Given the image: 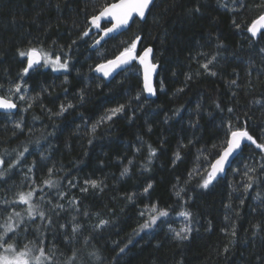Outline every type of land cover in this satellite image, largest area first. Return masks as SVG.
Here are the masks:
<instances>
[{
    "label": "trees",
    "instance_id": "1",
    "mask_svg": "<svg viewBox=\"0 0 264 264\" xmlns=\"http://www.w3.org/2000/svg\"><path fill=\"white\" fill-rule=\"evenodd\" d=\"M114 1L0 0V95H9L7 89L16 82L23 81L27 88L22 90L24 102L13 97L19 105L15 114L0 112V155L5 150L11 153L7 163L25 146L30 150L20 167L0 181V200L28 191L31 180H25L26 174L39 185L54 167L52 178L60 182L59 188L45 192H51L53 202L62 203L64 210L53 216V228L43 231L46 251L55 247L58 264H64L73 249L77 264H264V172L259 170L264 150L245 145L223 178L206 189L199 187L201 176L210 171L224 146L227 122L264 144V31L255 37L247 31L264 13V0H155L144 20L135 19L125 31L92 49L100 32L92 30L81 39L90 27L88 18ZM196 8L198 13L191 11ZM233 21L241 27L237 29ZM138 35L142 40L137 54L151 46L159 66L154 99L141 92L135 63L110 78L90 70L118 55ZM30 47L70 59L68 71L41 64L24 76L26 58L17 50ZM212 56L216 60L210 68L216 75L201 67ZM37 95L39 100L27 99ZM28 103L32 107L23 111ZM69 103L73 107L62 116L52 115ZM119 104L126 105L125 111L92 134V125ZM177 109L179 114L173 115ZM18 121L22 130L14 127ZM149 145L156 155L145 170ZM34 161L35 168L28 173ZM245 165L257 168L259 177L247 192ZM124 167L129 173L122 177ZM89 179L103 181V190L89 187L81 192ZM69 180L76 186L70 187ZM149 183L153 187L144 194ZM181 189L177 197L175 192ZM57 191L66 193L63 200L55 199ZM129 194H135L132 202L126 199ZM39 195L34 203H39ZM73 198L78 206L69 204ZM152 203L167 209L169 216L141 231L147 216L141 217L140 211ZM25 208L18 205L16 211L23 213ZM41 208L47 210V205ZM181 211L192 214V231L185 240L169 230L171 226L179 231L187 223L176 215ZM73 216L81 231L68 243L65 236L71 237ZM100 219L109 223L97 229ZM60 224L69 227L62 230ZM35 227L19 238L18 248L41 246ZM93 251L99 260L88 255Z\"/></svg>",
    "mask_w": 264,
    "mask_h": 264
},
{
    "label": "snow or ice",
    "instance_id": "2",
    "mask_svg": "<svg viewBox=\"0 0 264 264\" xmlns=\"http://www.w3.org/2000/svg\"><path fill=\"white\" fill-rule=\"evenodd\" d=\"M153 3V0H116V2L107 3L103 6L97 14L92 15L88 18L90 27L83 31L81 34V39L84 37H89L90 33L93 29L100 30L98 38L93 41L92 47H96L101 45L102 41H105L106 38H109L111 34L118 33L120 30L124 29L128 24L129 20L132 18L133 14L140 18H145L146 12L149 10V6ZM226 7V5H222ZM191 11L199 12V8L193 9ZM105 21L110 23V27L101 28V21ZM234 26L239 29L241 25L236 24L233 21ZM264 29V14H261L258 18L254 19L251 24L248 26L247 31L251 33L253 37H255L261 30ZM142 40L141 36H136L131 42L128 43L126 47H123L122 50L119 51L118 55H116L112 59H108L102 63L96 64L94 69H90L95 71L96 73L102 74L103 78L113 77V73L116 72L117 69H123L127 66H130L133 61H138L139 65L142 66L143 69V86L141 89L142 93H147L149 96H154L156 94V89L153 85V75L157 72L158 65L152 62V53L153 49L151 47H146L143 51L137 54L138 43ZM73 44L76 41L72 42ZM71 47V46H69ZM18 56L22 58H26L27 64L22 69V74L27 76L30 70H33L37 66L43 64L44 66L51 67L53 71H64L67 72L70 65V59L64 58L62 59L61 55H53L47 51H44L42 48L30 47L27 50H17ZM216 60V56H212L211 59L207 60L206 63L202 64L201 67L209 72L211 75H216L215 72L211 71L210 65H212ZM186 79H191V76L186 77ZM231 85H235L236 81L233 80L230 82ZM163 81H160V88L163 90ZM3 86L0 85V89ZM22 90L26 91L27 88L23 84V81L16 82L12 87L7 89L9 95H0V110L5 112H11L12 110L17 109V103L14 102L13 97L18 99L21 102L26 100L25 95L22 94ZM178 92L183 91V89H178ZM81 102L84 100V92L83 90L79 93ZM141 93H137L135 99L139 100ZM41 97L39 95L35 97L27 98L31 101L39 100ZM32 107V103L27 104V108L23 109V111H27ZM43 107V105H42ZM73 105L71 103L64 105L61 104L59 107V111L52 115L62 116L68 109L72 108ZM199 107V105H198ZM126 105L119 104L118 106L108 109L97 122L92 125L91 133L94 134L96 129L104 124L106 121H111L113 117L117 116V114L123 113L125 111ZM216 108L220 109V104L216 103ZM49 112L51 110H48ZM179 109H177L173 115L179 114ZM223 111V109H221ZM228 112H232V108L227 109ZM168 117H166L167 121ZM193 126H195L193 124ZM16 129H23L22 121H18L14 124ZM226 128V140L224 141V146L221 151L218 153L217 158L211 164V170L206 171L204 175L201 176V183L199 187L208 188L215 180L218 179L219 174H222L226 170V166L230 163V158L234 157V155L242 148L243 141H250L256 148L264 150V144H259L256 140L248 133L246 129L236 128L233 130V125L229 121L225 124ZM149 131L151 129L149 128ZM51 135V133H50ZM37 144L39 141L36 142ZM89 143H92V140L89 139ZM216 147L215 145L213 146ZM13 151H16L13 149ZM29 148L25 146L22 151H18L16 154L15 160L6 163V157L10 156L7 150H5L3 155H0V181H5L13 171L20 167L23 159L26 154L29 153ZM139 151V149H137ZM156 155V149L152 148L149 145V154L147 162L142 165L145 170H148V164L151 163L152 158ZM41 158L45 159L43 154H41ZM180 159V153L177 151L175 154V160ZM175 160L173 163H175ZM129 164H132L133 161L129 160ZM35 168V161L32 166H29L27 169L28 173H32ZM244 176L247 177V183L244 184V191L247 192L249 189L253 187V185L257 184L259 181V177L255 175L257 172V168L249 167L245 165ZM259 170L264 172V161L259 164ZM54 167L48 168V179L42 180L41 184H36L34 178L29 177L27 174L25 175V180H31L28 191H20L15 194L14 199H4L0 200V264H58V260L56 257V249L53 247L46 251L44 246V236L45 232L43 230L53 228V216H59V213L64 210V205L59 202H53L52 193L45 192V188L47 189H58L59 181L53 179ZM129 173V168L124 167L121 172V176H125ZM199 175L200 173L197 172ZM192 173H189V177L191 178ZM187 182V181H186ZM68 185L70 187H75L76 184L69 180ZM85 187L81 188V192H87L88 188L91 187L93 189L103 190V181L89 179L84 181ZM153 187L151 183H149L144 189L143 193L147 194L149 190ZM175 187V186H174ZM176 191L175 195L177 197H181V192ZM39 195V203H34V199ZM66 193L57 191L55 193V199L57 201L63 200L65 198ZM135 194H129L126 199L129 202L134 200ZM257 199H259V194H257ZM41 204L47 205V210L41 208ZM70 205H77L78 201L73 198L69 201ZM243 204V201H241ZM18 205H26L24 212L16 211V207ZM227 207H230L227 206ZM10 209V210H9ZM78 211V207H77ZM6 213V215L4 214ZM87 215V213H84ZM176 215L183 216L187 223L183 227L180 228L179 231L173 229L171 226L169 230L174 233V237L178 240H185L188 238V235L191 233V213L189 211H181L176 213ZM140 216H147L144 223L140 225V230L152 229L153 226L156 225L157 221L163 217L169 216V211L167 209L160 208L157 203H152L151 205H145L144 209L140 211ZM37 218L40 223L36 224ZM72 223L70 225L71 229V237L65 236V240L68 243L72 242V239L81 231V225L76 223V217H72ZM109 221L100 219L98 224L94 227L97 229L105 227ZM32 225H36L34 231L40 237L41 246L37 249L33 242L32 247H29V244H24L23 248H18L17 244L19 242V238L22 235H26L29 231H32ZM60 229L67 230L69 227L65 224L59 225ZM255 228L260 230V225H256ZM232 236L235 237L236 232L233 227ZM256 233L254 232L253 235ZM87 243V240L85 241ZM131 242V241H130ZM126 247V246H125ZM125 251L124 248L120 249V253ZM228 251V248H225V252ZM90 257H93L97 260L100 259L98 252L93 251L88 254ZM259 259V257H258ZM78 254L75 249L72 250L71 255L67 257L64 264H77Z\"/></svg>",
    "mask_w": 264,
    "mask_h": 264
},
{
    "label": "water",
    "instance_id": "3",
    "mask_svg": "<svg viewBox=\"0 0 264 264\" xmlns=\"http://www.w3.org/2000/svg\"><path fill=\"white\" fill-rule=\"evenodd\" d=\"M154 1L155 0H153V3H154ZM114 2H116V1H114ZM112 3V2H111ZM152 3V4H153ZM152 4L149 6V9L151 8V6H152ZM149 11V10H148ZM148 11L146 12V15H147V13H148ZM262 14H264V13H262ZM260 16V15H259ZM258 16V17H259ZM146 17V16H145ZM257 17V18H258ZM135 19H137V20H144L145 18H140V17H138V16H136L135 14H133V16H132V18L129 20V24L124 28V29H122V30H120L118 33H115V34H111L110 35V37H112V36H115V35H117V34H119V33H121V32H123V31H125L131 24H132V22L135 20ZM103 24H107L106 25V27H110L111 25H110V23H107V22H105V21H101V27H102V25ZM105 28V27H104ZM93 31H98L97 29H93ZM264 31V29H262L261 30V32H263ZM99 32H100V30H99ZM261 32H259L256 36H258ZM99 34H101V33H99ZM251 34V33H250ZM109 37V38H110ZM97 38H98V36H97ZM108 38H106V40H107ZM104 41H102L101 42V44L103 43ZM92 44H93V42H92ZM92 44H91V48L92 49H96L97 47H99V46H96L95 48L94 47H92ZM147 47H151V46H147ZM146 48V47H145ZM152 48V47H151ZM153 49V48H152ZM143 51V50H142ZM142 51H140L139 53H141ZM138 53V54H139ZM114 58V57H113ZM112 59V58H111ZM152 62L153 63H156V62H154L153 61V53H152ZM102 63V62H101ZM133 63H135V64H137L138 66H139V68H140V75H141V81H142V86H143V69H142V66H140L139 65V63H138V61H133L132 63H131V65L133 64ZM26 64H27V60H26ZM99 64V63H98ZM157 65H158V63H156ZM130 65V66H131ZM130 66H127V67H125V68H123L122 70H124V69H126V68H128V67H130ZM37 67H39V66H37ZM36 67V68H37ZM159 67V66H158ZM35 69V68H34ZM119 71H121V69H117L116 70V72L115 73H113V75H115L116 73H118ZM99 76H101L102 77V74H100V73H97ZM157 74H158V68H157V72L153 75V85H154V87H155V89H156V79H157ZM144 95H145V97L147 98V99H154V98H156V95H157V89H156V94L154 95V96H149L147 93H144ZM14 102H16L15 100H14ZM17 103V102H16ZM19 110V105H18V103H17V109H15V110H12L11 112H5V111H3V110H0V112L1 113H5V114H15L17 111ZM249 133V132H248ZM250 134V133H249ZM251 135V134H250ZM252 136V135H251ZM253 137V136H252ZM254 138V137H253ZM255 139V138H254ZM248 144H252L250 141H243L242 142V148L234 155V157H232V158H230V163L226 166V170H225V172L224 173H222V174H219V176H218V179L219 178H223L226 174H227V171H228V169L231 167V165H232V163H233V161L235 160V158L238 156V154L242 151V149H243V147L245 146V145H248ZM217 158V157H216ZM215 158V159H216ZM215 159L211 162V164L215 161ZM211 164H210V170H211Z\"/></svg>",
    "mask_w": 264,
    "mask_h": 264
},
{
    "label": "rangeland",
    "instance_id": "4",
    "mask_svg": "<svg viewBox=\"0 0 264 264\" xmlns=\"http://www.w3.org/2000/svg\"><path fill=\"white\" fill-rule=\"evenodd\" d=\"M43 65V64H42ZM44 66V65H43Z\"/></svg>",
    "mask_w": 264,
    "mask_h": 264
},
{
    "label": "flooded vegetation",
    "instance_id": "5",
    "mask_svg": "<svg viewBox=\"0 0 264 264\" xmlns=\"http://www.w3.org/2000/svg\"><path fill=\"white\" fill-rule=\"evenodd\" d=\"M99 31V30H98Z\"/></svg>",
    "mask_w": 264,
    "mask_h": 264
}]
</instances>
